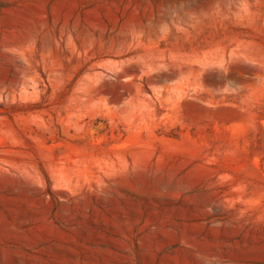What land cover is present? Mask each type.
I'll use <instances>...</instances> for the list:
<instances>
[{
    "label": "rangeland",
    "instance_id": "374dc122",
    "mask_svg": "<svg viewBox=\"0 0 264 264\" xmlns=\"http://www.w3.org/2000/svg\"><path fill=\"white\" fill-rule=\"evenodd\" d=\"M0 264H264V0H0Z\"/></svg>",
    "mask_w": 264,
    "mask_h": 264
}]
</instances>
